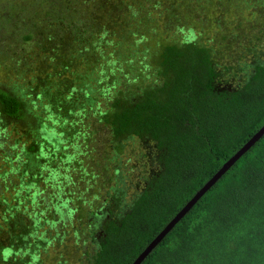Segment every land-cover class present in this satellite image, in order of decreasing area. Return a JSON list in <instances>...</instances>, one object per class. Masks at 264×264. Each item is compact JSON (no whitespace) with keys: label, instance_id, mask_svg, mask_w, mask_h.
I'll list each match as a JSON object with an SVG mask.
<instances>
[{"label":"trees","instance_id":"1","mask_svg":"<svg viewBox=\"0 0 264 264\" xmlns=\"http://www.w3.org/2000/svg\"><path fill=\"white\" fill-rule=\"evenodd\" d=\"M3 9L0 264H131L264 125V0ZM140 264H264V134Z\"/></svg>","mask_w":264,"mask_h":264},{"label":"water","instance_id":"2","mask_svg":"<svg viewBox=\"0 0 264 264\" xmlns=\"http://www.w3.org/2000/svg\"><path fill=\"white\" fill-rule=\"evenodd\" d=\"M264 134V125L254 133V135L238 149L213 176L201 187L195 195L184 205V207L169 221V223L156 235L152 241L144 248L138 257L131 264H140V262L154 249V247L163 239L175 223L189 210V208L203 195L236 160L244 154L262 135Z\"/></svg>","mask_w":264,"mask_h":264},{"label":"rangeland","instance_id":"3","mask_svg":"<svg viewBox=\"0 0 264 264\" xmlns=\"http://www.w3.org/2000/svg\"><path fill=\"white\" fill-rule=\"evenodd\" d=\"M12 2L14 4H17V0H0V15L6 14V10L3 8H6V6H9V4H12ZM6 23V22H5ZM14 46V45H13ZM0 48L2 49L3 46ZM14 49H17V47H14ZM8 50H10L8 48ZM17 67V57H11V55L7 54L6 58L2 59L0 58V83L1 82H7V83H11L12 81H17V71L16 68ZM121 159L124 160L127 156H126V152H123L121 154ZM52 260V259H51ZM49 264H50V260Z\"/></svg>","mask_w":264,"mask_h":264}]
</instances>
